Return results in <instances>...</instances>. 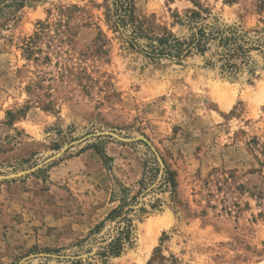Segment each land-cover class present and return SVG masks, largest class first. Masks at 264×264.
I'll list each match as a JSON object with an SVG mask.
<instances>
[{
	"label": "rangeland",
	"instance_id": "1",
	"mask_svg": "<svg viewBox=\"0 0 264 264\" xmlns=\"http://www.w3.org/2000/svg\"><path fill=\"white\" fill-rule=\"evenodd\" d=\"M135 6L139 49L112 29L104 0H42L0 17V177L44 164L0 179V264H264L263 53L230 79L209 64L214 51L143 52L149 39L183 37L178 17L193 10L264 39V0ZM42 23L51 25L27 51ZM121 200L133 243L99 257L121 218L88 236Z\"/></svg>",
	"mask_w": 264,
	"mask_h": 264
},
{
	"label": "trees",
	"instance_id": "2",
	"mask_svg": "<svg viewBox=\"0 0 264 264\" xmlns=\"http://www.w3.org/2000/svg\"><path fill=\"white\" fill-rule=\"evenodd\" d=\"M42 0H0V17L8 15L10 12L20 11L27 5L39 3ZM197 2V0H195ZM106 17L111 23L112 29L121 35H126V43L133 49H139L138 39L144 36V29L141 25L135 24L136 6L135 0H104ZM64 9H60V20L56 23L59 28V35L65 36L70 33L71 26L68 21H64L66 16ZM179 18V24L185 27L187 32L183 37L173 34H165L163 37L149 39L146 50H143L147 57L154 60L168 58L182 59L195 53L205 55L214 51L213 60H209L212 67H218L220 73L230 79H237L243 70L250 73L255 71V62L251 57L253 51H259L264 55V39L251 38L249 32H245L239 27L220 25L217 22H209V15L204 10H193L188 12L184 18ZM49 23H42L41 33L37 37L30 38L26 44L27 51H32L37 40L50 27ZM63 28V29H62ZM129 34L127 35V33ZM104 42L97 38L98 49H102ZM9 116H13L11 112ZM91 148L99 154L104 163L109 157L99 149L97 145ZM163 183L172 190L176 186L174 173L165 168L163 173ZM142 183V181H141ZM119 206L113 209L107 219L97 225L88 236L89 238L100 234L107 221L115 222L119 218L121 221L115 224L112 233H107L101 237L102 246L97 253L99 257L110 258L121 255L125 249L133 243L134 225L133 219L125 216L133 209H127V201H119ZM154 208V206H153ZM50 253H60L61 250H48ZM47 258V257H46ZM51 258V256H49ZM59 258V256H58ZM46 264V263H44ZM71 264H83L81 261H72Z\"/></svg>",
	"mask_w": 264,
	"mask_h": 264
},
{
	"label": "water",
	"instance_id": "3",
	"mask_svg": "<svg viewBox=\"0 0 264 264\" xmlns=\"http://www.w3.org/2000/svg\"><path fill=\"white\" fill-rule=\"evenodd\" d=\"M116 137H117V136H116ZM145 141H146V140H145ZM149 145H150V143H149ZM67 149H68V147H65L64 150H63L62 152H60V153H59L58 155H56L55 157L49 159L45 164L50 163V162L54 161L55 159L59 158L61 155H63V153H64ZM153 150H154V148H153ZM157 156H158V155H157ZM158 157H159V156H158ZM159 160H160V162H161V165L164 166L163 163H162V161H161V159H160V157H159ZM43 165H44V164L38 166L37 168H35V169L31 170V171L21 172V173L16 174V175L3 176V177H0V179H14V178H16V177H21V176H23V175H26V174L32 172V171H35L36 169H39V168L42 167Z\"/></svg>",
	"mask_w": 264,
	"mask_h": 264
}]
</instances>
